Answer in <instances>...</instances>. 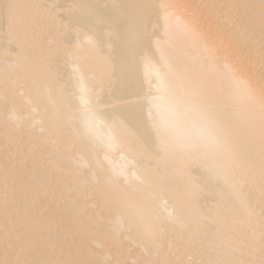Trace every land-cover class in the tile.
<instances>
[{"label": "bare ground", "instance_id": "6f19581e", "mask_svg": "<svg viewBox=\"0 0 264 264\" xmlns=\"http://www.w3.org/2000/svg\"><path fill=\"white\" fill-rule=\"evenodd\" d=\"M0 264H264V0H0Z\"/></svg>", "mask_w": 264, "mask_h": 264}, {"label": "rangeland", "instance_id": "374dc122", "mask_svg": "<svg viewBox=\"0 0 264 264\" xmlns=\"http://www.w3.org/2000/svg\"><path fill=\"white\" fill-rule=\"evenodd\" d=\"M175 242H178V240H177V241H175ZM174 244H176V243H174Z\"/></svg>", "mask_w": 264, "mask_h": 264}]
</instances>
